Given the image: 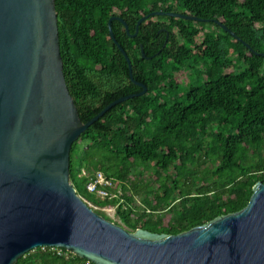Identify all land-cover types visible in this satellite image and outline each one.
<instances>
[{
    "label": "trees",
    "instance_id": "obj_1",
    "mask_svg": "<svg viewBox=\"0 0 264 264\" xmlns=\"http://www.w3.org/2000/svg\"><path fill=\"white\" fill-rule=\"evenodd\" d=\"M55 6L64 75L83 123L143 90L110 35L112 17L122 18L131 35L151 12L203 20L149 17L136 37L113 20L134 80L147 92L114 106L73 144L70 182L77 194L109 221L103 209L114 207L116 224L130 232L170 236L243 210L264 182V0H55ZM149 166L156 188L147 181L143 189L133 174L142 167L143 177ZM83 170L112 178L116 197L89 193ZM174 210L179 219L172 227L146 220ZM15 264L95 263L40 247Z\"/></svg>",
    "mask_w": 264,
    "mask_h": 264
},
{
    "label": "water",
    "instance_id": "obj_2",
    "mask_svg": "<svg viewBox=\"0 0 264 264\" xmlns=\"http://www.w3.org/2000/svg\"><path fill=\"white\" fill-rule=\"evenodd\" d=\"M165 15L203 21L151 12L131 35L122 18L109 20L130 77L143 90L83 123L64 75L55 0H0V264H15L40 247L66 249L95 264H264L263 181L240 212L172 236L130 232L105 219L70 182L73 144L114 106L147 92L134 80L111 23L120 21L136 37L145 20Z\"/></svg>",
    "mask_w": 264,
    "mask_h": 264
},
{
    "label": "rangeland",
    "instance_id": "obj_3",
    "mask_svg": "<svg viewBox=\"0 0 264 264\" xmlns=\"http://www.w3.org/2000/svg\"><path fill=\"white\" fill-rule=\"evenodd\" d=\"M144 168L142 167H136L135 168V174H133L134 176V181L135 184H137L139 187L146 189V186H144L143 182H151L153 187L156 188V185L153 183L155 181V172L154 169L149 166L148 170H146L145 174L143 175V177L139 176V173L143 172ZM168 175L165 173L162 175V180L166 181ZM196 179V177L194 178ZM162 184V183H161ZM141 191V189H139ZM179 190H182V188H179ZM142 197L139 195H136V200L135 202L140 206L142 205ZM89 204V203H88ZM92 208L94 209H99L98 207L93 206L92 204H90ZM107 216H109L112 221L114 223H119L120 220L116 215V209L114 207H107L105 208V210H103ZM177 210H174L173 212L171 211H167L166 213H159V214H147L146 215V220L153 225H158V226H163V227H172L174 225H176V223L178 222L179 219V214L176 212Z\"/></svg>",
    "mask_w": 264,
    "mask_h": 264
},
{
    "label": "built area",
    "instance_id": "obj_4",
    "mask_svg": "<svg viewBox=\"0 0 264 264\" xmlns=\"http://www.w3.org/2000/svg\"><path fill=\"white\" fill-rule=\"evenodd\" d=\"M83 175L89 178V182L86 186L89 193L102 200L116 197V195L110 191L114 186V180L108 177L104 172L95 171L89 173L83 170ZM103 210H105V208Z\"/></svg>",
    "mask_w": 264,
    "mask_h": 264
}]
</instances>
